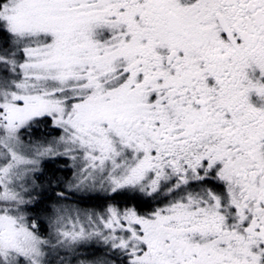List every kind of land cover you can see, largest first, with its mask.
I'll return each mask as SVG.
<instances>
[{"label": "snow or ice", "instance_id": "6c2138e0", "mask_svg": "<svg viewBox=\"0 0 264 264\" xmlns=\"http://www.w3.org/2000/svg\"><path fill=\"white\" fill-rule=\"evenodd\" d=\"M0 264H264V0H0Z\"/></svg>", "mask_w": 264, "mask_h": 264}]
</instances>
